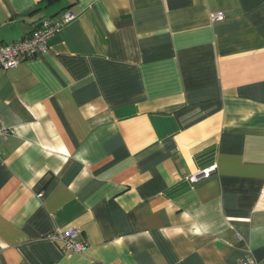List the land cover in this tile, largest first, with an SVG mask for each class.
Instances as JSON below:
<instances>
[{
  "label": "crops",
  "instance_id": "crops-1",
  "mask_svg": "<svg viewBox=\"0 0 264 264\" xmlns=\"http://www.w3.org/2000/svg\"><path fill=\"white\" fill-rule=\"evenodd\" d=\"M65 12L0 69V264H264V0H0V42Z\"/></svg>",
  "mask_w": 264,
  "mask_h": 264
},
{
  "label": "built area",
  "instance_id": "built-area-1",
  "mask_svg": "<svg viewBox=\"0 0 264 264\" xmlns=\"http://www.w3.org/2000/svg\"><path fill=\"white\" fill-rule=\"evenodd\" d=\"M213 20H222L223 15L217 13L212 15ZM74 19V16L70 12H65L62 15L61 21H55L52 18H44L40 20L33 28L32 32L17 42L11 44H3L0 42V69L7 71L16 68L21 62H24L30 58L37 57L43 54L47 49V41L55 33L58 32L60 27L69 23ZM0 134H3V130L0 129ZM208 171L204 172L202 176H207ZM197 177H193L191 180H196ZM78 231L74 229L65 230L62 232H56L51 239L58 240L62 243L63 248L71 253H82L86 249V244L81 241H77ZM235 264H258L251 258L246 257L238 260Z\"/></svg>",
  "mask_w": 264,
  "mask_h": 264
},
{
  "label": "trees",
  "instance_id": "trees-1",
  "mask_svg": "<svg viewBox=\"0 0 264 264\" xmlns=\"http://www.w3.org/2000/svg\"><path fill=\"white\" fill-rule=\"evenodd\" d=\"M45 1L50 3V2H53V1H55V0H45Z\"/></svg>",
  "mask_w": 264,
  "mask_h": 264
}]
</instances>
